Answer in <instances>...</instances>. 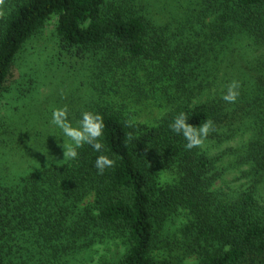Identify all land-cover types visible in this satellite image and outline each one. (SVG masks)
Segmentation results:
<instances>
[{
	"label": "trees",
	"instance_id": "trees-1",
	"mask_svg": "<svg viewBox=\"0 0 264 264\" xmlns=\"http://www.w3.org/2000/svg\"><path fill=\"white\" fill-rule=\"evenodd\" d=\"M0 13V107L13 115L28 97L7 86L13 67L55 17L56 37L87 78L82 103L62 97L58 107L73 120L99 112L103 154L116 161L99 175L90 146L63 159L51 110L39 116L40 135L23 122L16 133L0 117V264L90 262L96 246L116 240L127 248L116 264H264V204L255 197L264 177V0H4ZM233 80L240 96L228 104L221 96ZM152 103L154 123L129 113ZM181 111L193 126L213 121L202 146L188 150L170 132ZM250 131L236 165L255 184L233 200L215 187L228 150L219 152Z\"/></svg>",
	"mask_w": 264,
	"mask_h": 264
},
{
	"label": "rangeland",
	"instance_id": "rangeland-1",
	"mask_svg": "<svg viewBox=\"0 0 264 264\" xmlns=\"http://www.w3.org/2000/svg\"><path fill=\"white\" fill-rule=\"evenodd\" d=\"M56 26L57 18L54 17L40 33L29 41L13 67L7 86L16 90L19 89L18 91L22 90L28 96L23 102L18 104L21 108L18 113L14 112L13 115L16 118L12 115L11 111L9 112L7 109H3L2 106L0 107V117H10L7 119V122L13 127H17L23 122L24 127L29 130L25 131L26 133L29 132V136H32L31 134L40 135L47 133V129L42 125L43 117L39 119V116L43 113L47 116L48 111L51 112L53 108L58 107L62 97L64 98V102L67 101L69 105L75 107L79 106L85 99L86 88H81L80 91L77 90L82 82H87V78L84 79L86 70L83 68L85 65L81 64L83 60H78V58L71 56L63 50L61 42L56 37ZM136 101L137 99L131 102V105ZM129 110L131 115L139 112L137 117H135L136 120L150 124L154 123L155 118L160 114L159 109L155 107L154 103L143 106L139 105L132 109L129 107ZM21 127L22 125L19 126V128ZM17 130L18 127L13 131L18 133L19 131ZM55 131L59 132V129ZM253 134V131L239 134L233 140L223 145V148L219 152L223 153L228 150L227 153L223 154L222 163L220 164L225 174L216 183L215 187L218 191L233 200L239 197V194L245 191L248 186L255 184L254 178L250 174L251 169L236 165L237 152L244 149V144ZM17 138H19L18 135ZM25 139L21 142L24 143L22 144L23 146L31 141H25ZM34 141L32 140L31 142L35 143ZM15 157L13 155L10 160H6L5 166L9 163L8 166L10 167V162H16L18 158ZM30 161H33V159ZM164 179H166L165 176ZM255 197L264 204V177L255 187ZM126 250L127 248L122 241H107L104 244L96 246L92 252L94 256L93 261L89 262V259L79 264H116L124 256ZM156 256L157 260L165 259L161 258L158 254ZM166 259L174 263L176 261L169 257ZM196 263L195 258H185L184 260L181 258L175 264Z\"/></svg>",
	"mask_w": 264,
	"mask_h": 264
},
{
	"label": "clouds",
	"instance_id": "clouds-1",
	"mask_svg": "<svg viewBox=\"0 0 264 264\" xmlns=\"http://www.w3.org/2000/svg\"><path fill=\"white\" fill-rule=\"evenodd\" d=\"M4 0H0V5ZM2 15V13H0ZM240 83L233 80L227 86L221 96V99L228 104L237 102L240 96ZM189 115L186 112H179L169 123L168 128L171 133L182 137L186 143L184 147L188 150L200 147L204 144L210 132L214 131V123L212 120H205L199 126H193L189 122ZM50 125L55 129H59L60 140H62L63 159L72 161L79 156V150L84 146H90L91 149L100 153L92 162V167L97 174L103 175L107 170L113 168L116 164L114 158L104 153V144L102 137L104 135L105 123L103 116L99 112L83 110L79 117L73 120L70 117L67 105L63 107H55L51 112ZM131 126V125H130ZM49 136H54L50 133ZM132 135L129 134V140Z\"/></svg>",
	"mask_w": 264,
	"mask_h": 264
}]
</instances>
